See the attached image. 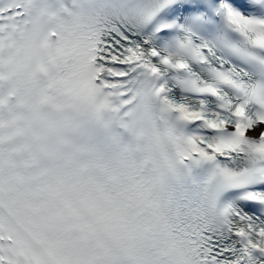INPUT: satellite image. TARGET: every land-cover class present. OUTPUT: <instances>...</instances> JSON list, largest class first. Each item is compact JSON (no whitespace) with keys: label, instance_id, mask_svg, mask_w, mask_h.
<instances>
[{"label":"snow or ice","instance_id":"snow-or-ice-1","mask_svg":"<svg viewBox=\"0 0 264 264\" xmlns=\"http://www.w3.org/2000/svg\"><path fill=\"white\" fill-rule=\"evenodd\" d=\"M0 264H264V0H0Z\"/></svg>","mask_w":264,"mask_h":264}]
</instances>
